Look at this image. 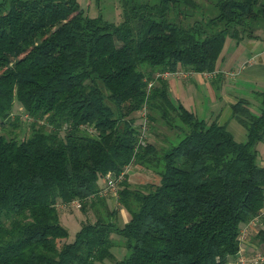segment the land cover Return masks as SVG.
I'll return each instance as SVG.
<instances>
[{
    "label": "trees",
    "instance_id": "obj_1",
    "mask_svg": "<svg viewBox=\"0 0 264 264\" xmlns=\"http://www.w3.org/2000/svg\"><path fill=\"white\" fill-rule=\"evenodd\" d=\"M204 1L116 0V21L78 0H0V264H227L236 254L240 227L264 205V90L257 111L246 98L231 104L239 139L155 75L213 71L226 39L264 35V0ZM158 120L182 135L157 159ZM133 164L154 179L132 186ZM108 173H123L121 224L99 195ZM75 198L93 219L67 241L59 204Z\"/></svg>",
    "mask_w": 264,
    "mask_h": 264
},
{
    "label": "crops",
    "instance_id": "obj_2",
    "mask_svg": "<svg viewBox=\"0 0 264 264\" xmlns=\"http://www.w3.org/2000/svg\"><path fill=\"white\" fill-rule=\"evenodd\" d=\"M78 1L90 15H96L100 10V0ZM110 1L114 5L115 13L119 14L116 0ZM214 70L215 72L211 76H203L201 72L186 77L169 75L166 78L168 91L173 99L180 101L198 116L207 121L216 119L220 123H225L237 138L243 139L245 135L244 128L232 117L231 104L237 98L242 97L249 100L252 110H255V107L258 106V98L255 92L264 90V35L255 38L244 37L239 42L230 38L226 39ZM257 148L258 160L261 164H264V142H260ZM100 184L103 185L104 180H101ZM99 195L104 197L109 208L108 200H110L114 209H121L120 211L125 219L124 222L128 219V211L119 204L116 206L117 200L116 197H113L112 192L99 193ZM87 208L93 214V210L89 206ZM86 212L88 211L84 212L87 217L89 212ZM263 227L264 212L259 217L256 225L249 229L246 239L242 242V254L250 256L254 251H264V240L257 237V232ZM237 258L236 254L229 257L227 264H238Z\"/></svg>",
    "mask_w": 264,
    "mask_h": 264
},
{
    "label": "rangeland",
    "instance_id": "obj_3",
    "mask_svg": "<svg viewBox=\"0 0 264 264\" xmlns=\"http://www.w3.org/2000/svg\"><path fill=\"white\" fill-rule=\"evenodd\" d=\"M198 1H204V0H198ZM210 1L206 0L203 3ZM109 2V0L107 1ZM106 0H100V11L104 15V18L108 20H116L119 17V14L115 13V8L114 5L111 3H107ZM211 4V3H206V5ZM92 15V14H91ZM117 21V20H116ZM14 109L16 110L19 106L18 101H14ZM254 111H257V107ZM18 132L19 137H23L26 131V128L24 125H22L21 130L15 129ZM154 134L151 133L150 139L154 140L155 145L158 148V152L156 154L157 159L162 155V152L165 147H168L170 143H176L180 136L182 135L181 133H177L176 129L169 128L162 120H158L156 122V125L153 129ZM163 146V147H162ZM127 173L129 174V181L132 186L137 187L140 183L144 182L145 180H153L155 175L151 170L144 169L143 167H140L138 165H131V168L127 170ZM113 197H116L114 195ZM115 199V198H114ZM117 200V198H116ZM110 204V208H114L110 200H108ZM118 206V200L117 204ZM121 207V206H119ZM86 213L89 214V218L93 219V214L90 211L89 208L86 207ZM120 208L116 209V216H117V223L121 224L124 222V216L123 213L120 211ZM126 210V209H125ZM60 215V221L64 227L67 228L68 230V236L65 238L67 241L73 239L75 232L79 229L81 220L86 217V214L82 211L80 207H65L62 208L59 211ZM96 264H112L108 260H104L102 262H97Z\"/></svg>",
    "mask_w": 264,
    "mask_h": 264
},
{
    "label": "built area",
    "instance_id": "obj_4",
    "mask_svg": "<svg viewBox=\"0 0 264 264\" xmlns=\"http://www.w3.org/2000/svg\"><path fill=\"white\" fill-rule=\"evenodd\" d=\"M215 70L213 71H203L201 72L203 76H211ZM193 73H196L193 70H185V69H176L173 71L170 70H164L157 72L155 76H159L161 78H167L169 75H175L177 77H186L189 75H193ZM152 85V81H149L147 84V88ZM141 115L143 117V123L141 125V136L144 137L146 134L147 130V122H146V109L145 107L142 108ZM20 117L26 120H31L32 118L30 117L29 114L27 113H21ZM123 173L118 174L117 176H114L112 173H108V176L105 181V186L99 191L100 194H105L107 192H112V194L116 195V189H117V181L122 177ZM82 203L80 199H71L70 201L60 203V207H81ZM264 212V205L258 210L256 214H254L252 217H250L239 229L237 238H238V250L236 252L237 255V262L238 264H262L264 263V251L262 250H257L254 251L250 256H245L244 254L241 253L242 248V242L246 239L247 233L251 227H254L256 225V222L259 220V217L262 215Z\"/></svg>",
    "mask_w": 264,
    "mask_h": 264
}]
</instances>
